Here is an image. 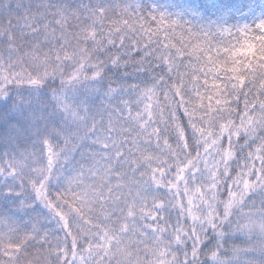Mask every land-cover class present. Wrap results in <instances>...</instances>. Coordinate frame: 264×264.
<instances>
[{"label": "snow or ice", "instance_id": "1", "mask_svg": "<svg viewBox=\"0 0 264 264\" xmlns=\"http://www.w3.org/2000/svg\"><path fill=\"white\" fill-rule=\"evenodd\" d=\"M12 7L8 0L0 4V14L8 16L10 26ZM15 7L24 6L18 3ZM38 7L50 10L54 28H59L67 40L61 48L64 55L56 57L57 65L63 70L57 68L51 75L46 73L27 88L13 86L7 77L0 78V148L14 145L18 150L6 162L7 166L0 164V199L11 202L0 204V233L14 237L30 231L33 239L43 236L46 243V234L50 231L44 225L52 221L41 211L47 209L27 188L23 179L25 168L17 164V160H24L31 168V157L39 155L28 153L27 148L21 150L24 140H29L33 149L42 151L44 141L53 136L64 145L79 139V146L67 161L69 164L77 154L82 160L99 157L109 162L115 156L120 163L132 149L141 146L127 128L140 134L143 132L139 126L145 122L144 131L149 127L160 128L158 121L149 117L150 111L161 119L166 113L168 123L179 119L185 140H190L192 126L185 127L188 118L180 103L187 108L193 101H199L201 110L207 114L212 110L208 98L219 93L228 97L226 103L230 105V97L235 94L241 77L245 83L240 93L247 99L243 90H255L261 103L253 111L264 115V85L261 84L264 81V0H194L195 11L215 17L214 23L207 27L188 26L156 7L145 6L140 0H89L76 7L66 2ZM65 29L70 30L71 38ZM233 29L237 34L251 32L253 39L256 35L261 37L253 54L255 64L247 57L232 55L235 51L231 40ZM236 39L239 41L238 35ZM73 41L76 46L69 54L67 49L73 46ZM81 44L85 45L83 50H79ZM237 60L241 70L234 75L231 69ZM116 72L122 77L139 73L141 78L129 83L126 79H116L112 75ZM69 91L74 99H69ZM25 92L30 99H25ZM93 98L96 103L90 104ZM169 102L176 103L174 112ZM216 111L219 113L221 109L217 107ZM52 128L58 131L54 133ZM81 130L85 133L82 137L73 135L74 131ZM160 135L161 132H156L158 142ZM126 144L127 154L121 151ZM4 155H8L7 150ZM15 168H20L19 174L13 172ZM83 171L81 168L80 172ZM249 198L255 199V196ZM30 213L34 215L29 217ZM252 219L264 223V194L260 195L259 211ZM23 223L29 225L28 229L22 227ZM205 235L207 239L200 245L203 255L200 264H214L209 255L216 257L215 264H264L261 246L264 237L257 229L246 228L232 217H226L223 222L214 220ZM187 264H193V260H187Z\"/></svg>", "mask_w": 264, "mask_h": 264}, {"label": "trees", "instance_id": "2", "mask_svg": "<svg viewBox=\"0 0 264 264\" xmlns=\"http://www.w3.org/2000/svg\"><path fill=\"white\" fill-rule=\"evenodd\" d=\"M65 2L76 7L80 3H88L89 0H8V3L13 6L10 12L12 19L19 20V23H26L17 28L20 34L16 31V27L11 26L13 30L15 28V38L11 42L7 44L0 41V52L8 59L11 68L15 66V60L24 68V71L16 78L11 71L12 78L7 79L8 83L15 87L27 88L33 81L44 77L46 73L51 75L57 68L63 70L57 65L56 57L58 54L61 57L64 55L61 48L67 40L59 28H54L50 10L38 6ZM3 3L4 0H0V4ZM18 3L31 5L30 14L24 16L23 13L18 12L21 9L15 7ZM180 6L189 8L185 14L187 18L198 14L194 10V0H182L176 11ZM40 8L42 11H39ZM0 16L4 15L0 14ZM214 21L215 17L208 15L203 23L196 24L198 27H207ZM0 25L3 24L0 22ZM65 32L71 38L70 30L65 29ZM237 35L239 41L236 39ZM252 36L251 32L247 35L244 32L237 34L233 29L231 40L236 52L232 55L247 57L249 62L255 64L253 54L258 47L256 41H259L261 37L256 35L253 39ZM75 46L73 41V46L67 49L69 54ZM84 47L85 45L81 44L79 50H83ZM239 64L240 60H237L236 65L231 69L234 75L241 70ZM111 71L109 69V72ZM128 71L131 73L132 69L129 68ZM112 75L121 81L126 79L129 83L141 78L139 73L128 77H122L118 72ZM252 78L249 74V79ZM244 83L243 77L237 80L236 92L230 97V105L226 103L228 99L226 95L219 96V93H216L215 96L209 97L208 103H211L212 110L207 114L201 110L199 101H193L187 108L180 103V107L184 109L185 116L188 118L185 127L192 126V139L187 141L184 137V127H180L179 119L174 118L171 123H168L166 113L165 118L161 119L150 111L149 117L156 119L160 128L149 127L147 131H144L146 122L139 126L143 134L134 133L131 128H127L126 131L131 133V137L141 146L132 149L131 154L126 155L120 163L115 156L109 162L107 158L100 160L99 157L95 158L96 161L82 160L77 154L75 160L69 164L67 161L71 159V153L75 152L76 147L79 146V139L68 145L57 141L54 136L50 140H45L42 161L47 166V171L39 183L32 186L30 190L47 209L42 208L41 211L43 216L51 219L52 223L49 225L57 236V242L47 245L38 239L30 240L22 247L24 251L20 253L21 263L69 264L77 253L83 251L99 235L100 230L95 228L98 223L93 215H89L92 212L91 209L82 213V198L87 195L83 196L74 189H61V186L66 187L68 183L59 175H55L57 170H54V167L72 170L74 165L80 163L86 164L91 169L98 167V162L103 164L102 170L92 171L96 172L98 182L106 189H103L104 186L100 184H95L91 193L95 196L97 190L105 191L121 215L129 207L124 208L129 201L123 198V193L125 194L129 187L141 189L143 194L148 192L155 197L151 204L145 205L141 214V223L144 229L154 227L160 229V234L164 237L166 231L162 226L168 223L172 225L173 232L169 244L173 254L164 256L174 259V264H187V260H193V264H200L203 259L200 245L207 239L205 232L208 227L213 226L214 220L223 222L226 217H232L246 228L257 229L260 236L264 237V223L252 219L259 211L260 195L264 194V124L261 123L264 115L259 111H253L261 103L255 90L251 92L248 88L243 90L247 93V99L240 93V87ZM261 84L264 85V81H261ZM78 87L83 88V85ZM69 96H72L71 91ZM24 97L26 100L30 99L27 92L24 93ZM95 103V98L90 100V104ZM176 106V103L169 102L173 112ZM148 107L151 109L152 105L149 104ZM217 107L221 109L219 113L216 111ZM51 131L55 133L58 130L52 128ZM156 132H161L159 142ZM84 134L81 130L73 135L82 137ZM169 137H172L171 141ZM225 137L227 139H224ZM64 151L68 158L63 161ZM121 151L127 154L128 145L126 144ZM11 153L15 155L13 150ZM207 161L213 165L211 170L216 179L212 189H207L203 178V166ZM102 171L106 172L102 174ZM100 175L101 178L98 177ZM109 177L110 182H108ZM200 188L206 189L202 199L207 201V208L211 209L212 199L217 201L218 207L217 214L206 225L203 233L198 230L197 212L202 210L197 203L198 197L201 196L198 194ZM250 196H255V199H250ZM96 206L95 198L91 202V207L96 208ZM133 208L138 209L137 206ZM165 208L170 216L169 221L165 217ZM134 215L130 213L128 220L132 222ZM80 218L84 220L80 221ZM219 231L217 226V232ZM12 248H18V244ZM2 256L5 258L6 254L2 253ZM208 258L215 264L216 257L209 255Z\"/></svg>", "mask_w": 264, "mask_h": 264}, {"label": "rangeland", "instance_id": "3", "mask_svg": "<svg viewBox=\"0 0 264 264\" xmlns=\"http://www.w3.org/2000/svg\"><path fill=\"white\" fill-rule=\"evenodd\" d=\"M181 1L182 0H146L145 5L147 7H156L164 11L166 14L171 15L173 19H179L182 23H185L188 26H197L193 20V16L187 18L185 15L189 10L188 7L180 6L176 11ZM27 6L28 5L24 6L18 12L23 13L24 16L29 15L31 11ZM39 11H42V8H40ZM5 19L6 15L0 16V22L3 24L0 25V41L8 44L15 38V28L13 30L11 26L16 27V31H18L17 28L26 23H19V20H13L11 17L12 24L10 26L7 22L8 18ZM20 33L21 32L18 31V34ZM234 52H236V50ZM23 69V66L19 65L16 60L15 66H12L11 68L8 59H6L4 54L0 52V78L7 77V79L9 78L11 80L12 72H14L16 78V76L24 71ZM69 99L71 100L74 98L69 97ZM74 133L76 135L78 132L74 131L73 134ZM88 147L95 148V145H89ZM24 148H27L28 153H39V155H33L31 157V168H28L24 160H17V164L25 168L23 179L27 182V188L31 189L32 186L39 183L42 179L45 171H47V166L42 161L44 149L42 151L40 148L33 149L29 140L22 141L21 150ZM5 150H7V156L4 155ZM11 150L18 151L14 145H5L3 148H0V164L7 166L6 162L10 161L14 156L11 153ZM64 156L66 155L62 156L63 161L65 160ZM67 158L68 155L66 160ZM98 163V167H92V170L100 171L103 169V164L100 162ZM211 167H213V165L208 161L205 162L203 166V178L204 183L207 184V189H212L216 180L213 176ZM81 168L84 169L83 173L80 172ZM54 170H57L55 175H59L61 179L67 181L68 186L65 187L66 190L74 189L83 196L87 195L82 198V213L91 209L92 212L89 215L95 217V221L98 223L95 228L100 230L99 236H97L83 251L77 253L69 264H174V259L164 256H171L173 254L169 244L173 232L172 225L168 223L166 226H162L166 231V236L164 237L160 234V229L156 227L152 229H144V226L141 223V214L145 209V205H149L155 200V197L151 193L147 192L143 194L141 189L129 187L127 192L125 194L123 193V198L129 201V204L124 205V208L127 206L129 207L127 211L121 215L119 214L118 208L112 204L105 191L102 192L97 190L95 196L91 193V189L95 184L104 185L98 182L96 172H89V168L86 164H76L72 170L62 167H54ZM13 172L19 174L20 168L13 169ZM102 172V174H104L106 171ZM98 177L101 178V175ZM103 189H106V187L104 186ZM205 191L206 189L200 188L198 194L201 196L197 199V203L202 208V210L197 212L199 218L198 230L200 233H203L206 230V225L210 223L218 210L217 201L215 199H212L211 209L209 210L207 208V201L202 199ZM101 192L103 193L102 196L100 195ZM74 195H77L76 192H74ZM95 198L97 200V206L96 208H92L91 202ZM2 203L10 204L11 202L0 199V204ZM134 206H137L138 209L134 210ZM130 213L135 214L132 222L128 220ZM164 213L167 221H169L170 216L168 215L166 208L164 209ZM33 215L34 214L30 213L29 217ZM83 220L84 219L80 218V221ZM44 226L49 229L46 224ZM22 227L28 229L29 225L23 223ZM33 235L34 234L30 231L21 232L14 237H9L6 234L0 233V261H3L4 264H22L20 259V253L24 251L22 247L33 239ZM46 236L47 245L48 243L52 245L57 242V236H54L51 230ZM38 240H41L42 242L44 241V237L42 236ZM17 244L18 248L13 249L12 247ZM262 247H264V245ZM2 253L6 254L5 258H3Z\"/></svg>", "mask_w": 264, "mask_h": 264}]
</instances>
